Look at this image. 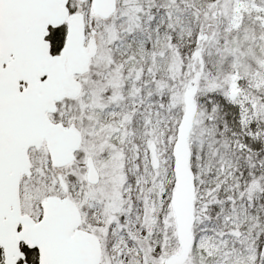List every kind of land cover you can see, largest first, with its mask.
<instances>
[{
	"label": "snow or ice",
	"instance_id": "1",
	"mask_svg": "<svg viewBox=\"0 0 264 264\" xmlns=\"http://www.w3.org/2000/svg\"><path fill=\"white\" fill-rule=\"evenodd\" d=\"M0 264H264V0H0Z\"/></svg>",
	"mask_w": 264,
	"mask_h": 264
}]
</instances>
